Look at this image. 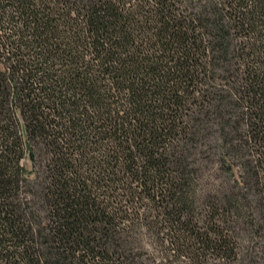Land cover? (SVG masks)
I'll list each match as a JSON object with an SVG mask.
<instances>
[{
  "label": "trees",
  "instance_id": "16d2710c",
  "mask_svg": "<svg viewBox=\"0 0 264 264\" xmlns=\"http://www.w3.org/2000/svg\"><path fill=\"white\" fill-rule=\"evenodd\" d=\"M233 263L264 264V0H0V264Z\"/></svg>",
  "mask_w": 264,
  "mask_h": 264
},
{
  "label": "rangeland",
  "instance_id": "374dc122",
  "mask_svg": "<svg viewBox=\"0 0 264 264\" xmlns=\"http://www.w3.org/2000/svg\"><path fill=\"white\" fill-rule=\"evenodd\" d=\"M209 172H207V174H208ZM213 184L215 185L216 184V181H215V179L214 178H211L210 176H209V178L208 179H206L205 180V183H202L200 186H199V190H201V189H210V187H213ZM147 239V241L149 242V243H151L150 242V240H149V238H146ZM150 249V251L151 252H153V253H155L156 252V248L155 247H150L149 248ZM234 264V263H233ZM236 264V263H235Z\"/></svg>",
  "mask_w": 264,
  "mask_h": 264
}]
</instances>
